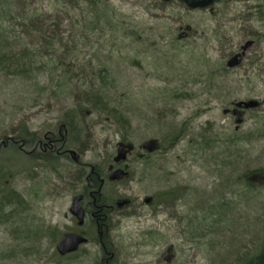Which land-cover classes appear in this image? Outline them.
<instances>
[{"label":"rangeland","instance_id":"obj_1","mask_svg":"<svg viewBox=\"0 0 264 264\" xmlns=\"http://www.w3.org/2000/svg\"><path fill=\"white\" fill-rule=\"evenodd\" d=\"M99 1L107 17L82 13ZM63 3L0 0V191L23 201L0 218V264H103L94 232L72 256L56 252L65 233L80 231L69 210L95 167L110 206L133 201L107 232L116 264L253 262L264 243V0L202 10L179 0H73L74 12ZM29 9L43 16L38 29L23 18ZM101 86L114 88L109 102L130 127L81 112L87 88ZM250 101L257 107L240 122L227 113ZM73 117L67 149L78 160L57 171L2 147L21 128L42 138L63 126L69 136ZM154 140L161 147L147 154L142 146ZM120 144L129 176L110 182ZM167 192L161 213L145 202ZM82 204L90 208V198Z\"/></svg>","mask_w":264,"mask_h":264},{"label":"trees","instance_id":"obj_2","mask_svg":"<svg viewBox=\"0 0 264 264\" xmlns=\"http://www.w3.org/2000/svg\"><path fill=\"white\" fill-rule=\"evenodd\" d=\"M63 4L67 5L70 8V10L73 12L75 10H80V9H77L75 7L76 4L73 3V0H64ZM104 8H106V10H102ZM84 12H90L91 15H93L94 17H97V19L99 20L100 17H107L106 16L107 12H112V11L108 10V6L102 5V3L100 4V1H99L98 3L97 2L93 3L91 6L87 7L84 11H82L83 14H84ZM25 14L26 15L23 16V18L26 20H27V18H29V22H30L29 26L37 28L38 20L42 15L38 14L37 12L35 13V11L30 10V9L27 10L25 12ZM98 22H94L95 26L99 25ZM38 31L40 32V29ZM71 51H72V49L68 48L66 46V53H68L70 55ZM64 56H66L65 53L61 54V58H63ZM97 72L99 73L100 77L102 78L103 84H106V83L110 84V82H109V78L111 77L110 74H107L101 70L97 71ZM113 89L114 88H109L108 86L107 87L101 86L98 89L87 88V90L90 91L85 96L87 99H86L84 106L87 108L85 110H81V112L82 113L85 112L89 115H93V114L94 115H105V116L110 117L111 120L117 121L116 123L120 124L123 128H125L126 126L130 127L131 123L125 118V116L122 115V113L120 111L117 110V108L116 109L113 108L112 103L109 102V99H110L109 95L111 94L110 91H112ZM76 121H77V118L73 117V123H70L71 127H70V129L68 128V131L71 133L69 136L67 135L66 128H64L63 126H60L57 132L47 133V135L50 134V135L55 136V139L58 140V142H59V144H58L59 149L62 148V146L64 149L71 147V145H72V128H73V125H75ZM123 123H125L126 126ZM21 129H22L21 134L16 135L13 138L15 141H19V144L21 143L22 138L24 139L25 135H28L29 138L31 137L30 136L31 133H29L26 128H21ZM175 139L176 138H174V140ZM18 146L19 145H13V147L16 148V150H18V148H17ZM47 154H49V155H47ZM44 161H45V164L50 163L53 171H57L54 168H58L59 165L62 166L63 162H69V161H63L62 160V157H60L57 154L56 148L53 151H50V150L47 151ZM0 162H2L1 159H0ZM99 176L102 177L103 174L101 173V171L98 167H95L93 172L91 171V173L87 176V177H90V179H91V182H90L91 186L94 185L93 189L97 190L98 187L100 186V183L98 182ZM0 184H2V180L0 181ZM84 184H85V182H84ZM85 187H86V184H85ZM91 189L88 191H86L84 189V191H85V193H88L89 191L90 192L92 191ZM7 191L8 192L6 194H3V195H2V193L4 191L2 193L0 191V218H2L4 211L6 209H8L9 206H20L19 208H21V206L23 205V201L21 200V196L18 193H16L14 190H11V188H9V190H7ZM93 192H94V190H93ZM101 194H102V192L101 193L99 192L98 195H93V196L97 197V199H99V200H102V202L104 201V199L107 200L105 196L101 197ZM86 196H87V198H90L89 195L86 194ZM112 216H113L112 214H108L107 216L101 217V219H103V223L100 222L99 225L103 224L109 228L112 225V222H111ZM94 223L95 222L93 221V224ZM110 241H111V238L108 235L107 238L104 239V242L107 243L106 246L108 248H110V246H111V244L108 243ZM111 262H115V260L114 261L112 260Z\"/></svg>","mask_w":264,"mask_h":264},{"label":"flooded vegetation","instance_id":"obj_3","mask_svg":"<svg viewBox=\"0 0 264 264\" xmlns=\"http://www.w3.org/2000/svg\"><path fill=\"white\" fill-rule=\"evenodd\" d=\"M230 113L233 116H236V115H234L233 112L230 111L229 114ZM30 136L31 137L29 138L28 135H25L24 139L22 138L20 144H19V141H15L13 138H10L5 143H3L2 147L6 146V145L11 146L12 149L15 150V152H18L19 154H22L23 156L28 157V159H30V156L34 157V160H35L37 166H39V165H41V163L43 164L45 162L44 160H45L47 151L48 150L53 151V150H55V148H56L57 154L60 157H62L63 161H69L72 163V159L75 160V157L72 154V150H69L67 148L64 149L63 146L60 149L58 148L59 142H58V140L55 139L54 135L48 134V135H44L42 138H40L39 136L33 135V134H31ZM13 145H19L17 147L18 150H16V148H14ZM142 149H143V147H142ZM143 150H145V149H143ZM145 151H147V150H145ZM153 152L154 151L147 152V154H151ZM47 155H49V154H47ZM37 168H39V167H37ZM112 170L113 169H111V171ZM109 172H110V170H109ZM103 179H104L103 177L99 176L98 182L100 183V186L98 187L97 190L93 189V187L91 186L90 177H86L83 180V182H85V184H86V187H85V184L83 185V190L85 189L86 191H88L92 188L91 189L92 191L91 192L89 191L88 193L79 194V195L83 196L81 204L84 201V198L85 197L87 198L86 194L89 195V197H90L89 207L92 208L94 211V214H92V218L94 219L95 223L94 224L92 223V226H90V228L88 227L89 229H92V230H89V229H87V225H86L85 221H84L83 226L80 227L77 223V220H76L75 222L77 224V227L80 229V231L75 230V231H73V233H79V234L83 235L84 237L88 238V241H90L89 233L94 232V229L96 232V229H97V234L100 236V242L99 243H100L101 249H102L104 256H105L103 264H116V262H111L112 260L114 261V257H115V253L112 250V245L110 246V248H108L106 246L107 243L104 242V238H103L105 235H106V237L109 235V233H107L109 231V228L105 225H99V224H100V222L103 223V219H101V217L107 216L108 214H113L115 212L124 211L129 205L128 206H126V205L120 206V204L122 202V201H120V202H117L114 205L110 206L108 204L107 200L104 199V201L102 202V200H99V199H97V197L93 196V195H98L99 192L100 193L102 192L101 188H102V184L104 182ZM93 190H94V192H93ZM102 196H104V195L101 194V197ZM164 196L165 197L161 200L157 199L154 196L151 199H147V200L145 199V202L146 203L150 202L156 208V210H157L156 213L157 212L161 213L162 211L158 207H161V206L165 205L167 202H170V201H167V199H168L167 197L168 196L171 197L172 194L170 192H167ZM82 206H83V204H82ZM90 208H86L83 206V209L85 212V217L89 216L88 215V213H89L88 209H90ZM155 208L153 209V211L155 210ZM134 211H135V213H137V209H135ZM102 231H106V233L102 234ZM69 232L72 233V231H69ZM108 243L111 244V242H108ZM69 256H72V253ZM244 264H264V243H263L260 254L254 259V261L244 263Z\"/></svg>","mask_w":264,"mask_h":264},{"label":"water","instance_id":"obj_4","mask_svg":"<svg viewBox=\"0 0 264 264\" xmlns=\"http://www.w3.org/2000/svg\"><path fill=\"white\" fill-rule=\"evenodd\" d=\"M165 2H172L175 0H163ZM180 2L184 3L186 5V7L190 10H200V9H206L209 8L211 6H213L214 4L222 1V0H179ZM246 49V48H244ZM244 56V52L241 54H236L234 55L232 58H230V60L227 63V67L229 69H234L236 67H238L241 62H242V58ZM257 106V102L256 101H250V102H240L238 104H236V107L238 109H254ZM234 114H236L238 116V120L237 122H240V117H241V112L240 111H234ZM143 148L149 152L155 151L158 149V141L154 140V141H150L147 142L143 145ZM72 153H74L72 151ZM126 150L123 144L119 145V149H118V156L116 158L117 162H120L122 160H124L126 158ZM78 156H75V160L77 161ZM124 176H126V173L119 169L115 172H113L110 176V180L111 181H118L121 178H123ZM83 199V196H77L73 199V203H72V207L70 209V212L72 214V216H74L78 221H79V225H83L84 223V218H85V212L84 209L81 206V201ZM130 201L129 200H124L121 202L120 206H124L127 205ZM88 242V240L79 234H75V233H68L64 236V239L60 241V243L57 245V251L60 255L65 256L67 254L70 253H75L78 251V249L82 246L85 245Z\"/></svg>","mask_w":264,"mask_h":264},{"label":"bare ground","instance_id":"obj_5","mask_svg":"<svg viewBox=\"0 0 264 264\" xmlns=\"http://www.w3.org/2000/svg\"><path fill=\"white\" fill-rule=\"evenodd\" d=\"M70 122H72V119L70 118L69 120ZM75 138H77L78 136H74ZM85 147H87V143L85 142Z\"/></svg>","mask_w":264,"mask_h":264}]
</instances>
